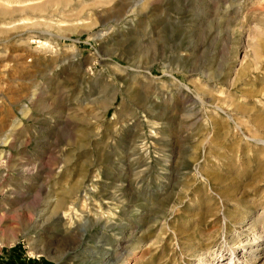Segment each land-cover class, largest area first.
I'll use <instances>...</instances> for the list:
<instances>
[{"label": "rangeland", "instance_id": "obj_1", "mask_svg": "<svg viewBox=\"0 0 264 264\" xmlns=\"http://www.w3.org/2000/svg\"><path fill=\"white\" fill-rule=\"evenodd\" d=\"M0 264H264V0H0Z\"/></svg>", "mask_w": 264, "mask_h": 264}, {"label": "bare ground", "instance_id": "obj_2", "mask_svg": "<svg viewBox=\"0 0 264 264\" xmlns=\"http://www.w3.org/2000/svg\"><path fill=\"white\" fill-rule=\"evenodd\" d=\"M253 252L255 253V251H253ZM252 254H253V253H252ZM230 262H231V261H230ZM230 262H229V263H230Z\"/></svg>", "mask_w": 264, "mask_h": 264}]
</instances>
